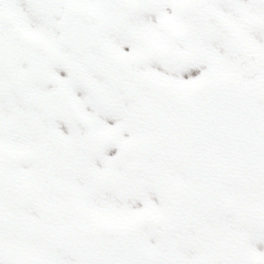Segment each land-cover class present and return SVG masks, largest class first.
Masks as SVG:
<instances>
[{
	"label": "snow or ice",
	"instance_id": "6c2138e0",
	"mask_svg": "<svg viewBox=\"0 0 264 264\" xmlns=\"http://www.w3.org/2000/svg\"><path fill=\"white\" fill-rule=\"evenodd\" d=\"M0 264H264V0H0Z\"/></svg>",
	"mask_w": 264,
	"mask_h": 264
}]
</instances>
